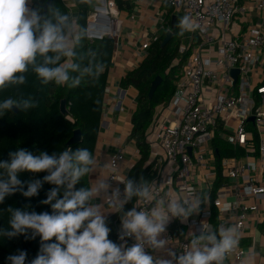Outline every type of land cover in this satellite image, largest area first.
Listing matches in <instances>:
<instances>
[{"label": "built area", "instance_id": "1", "mask_svg": "<svg viewBox=\"0 0 264 264\" xmlns=\"http://www.w3.org/2000/svg\"><path fill=\"white\" fill-rule=\"evenodd\" d=\"M160 1H167L180 18L188 16L195 28L185 31L180 45V54L189 55L179 73L176 91L170 101L157 107L147 132L154 172L151 183L156 184L157 199L198 196L202 203L187 220L170 218L165 232L158 237L166 241L164 246L154 249L145 244V251L152 253L154 260L173 259L171 253L183 254L191 239L201 234L203 226L205 230H217L231 225L237 228L240 242L224 264H243L247 250L241 237L250 215H258L264 201V177L250 173L249 164L242 157H224L218 165L214 140L219 137L246 151H257L262 159L259 175L264 174V25L238 29L237 19L246 22L243 19L249 10L243 0ZM64 2L76 21L75 3ZM252 4L264 13V0ZM29 7H33V0H29ZM89 7L88 42L92 44L106 37L118 41L124 22L115 0H91ZM158 39L159 35L145 39L139 50L147 51ZM233 70H238L236 79ZM250 123L259 135L257 147L253 146ZM125 158L121 148L113 153L106 176L111 194L119 188L121 199L125 186L122 181L126 180L121 164ZM219 173L224 183L213 195ZM248 199L253 202L248 203ZM154 205L155 201L149 204L139 201L135 207L137 211L150 210ZM115 226L120 235L121 219L115 221ZM119 241L125 247L136 243L134 236Z\"/></svg>", "mask_w": 264, "mask_h": 264}, {"label": "clouds", "instance_id": "2", "mask_svg": "<svg viewBox=\"0 0 264 264\" xmlns=\"http://www.w3.org/2000/svg\"><path fill=\"white\" fill-rule=\"evenodd\" d=\"M90 3L91 0H81ZM181 35L195 25L188 16L180 19ZM89 38V31L67 13L49 4L45 14L41 8L29 7V0H0V90L21 86L26 82V73L31 69L42 85L79 87L84 79H98L104 71L98 62L97 53L87 50L78 54L81 42ZM87 61L84 63V61ZM37 107L32 98L0 101V116L12 111H28ZM9 161H0V203L6 196L17 192L31 198L38 195L43 183L55 185L46 194L41 204L50 205L52 212L25 211L9 208L11 230L0 229V236L13 238L24 235L26 239L40 237L37 256L30 264H224L240 242L235 227H220L217 230L203 229L199 236L191 239L183 254L173 259H155L145 251V244L154 249L164 246L166 241L158 239L165 232L170 218L187 220L197 212L202 199L169 197L157 199L155 182L131 179L122 181L125 185L123 198L120 189L112 190L107 198L110 207L123 212L124 205L137 198L149 204L150 210L137 211L136 207L123 212L119 239L134 236L136 243L131 247L117 244L109 239L111 229L99 206L91 203L101 192H107L109 185L103 180L97 185L73 190L80 180L95 172L96 158L86 148L53 153L32 152L20 148L9 153ZM22 172H46L43 179L27 183V189L19 178ZM63 191V197L58 198ZM30 231V235H29ZM55 238V242L52 241ZM27 251L17 250L6 257L7 264H26ZM249 255L243 264H252Z\"/></svg>", "mask_w": 264, "mask_h": 264}, {"label": "trees", "instance_id": "3", "mask_svg": "<svg viewBox=\"0 0 264 264\" xmlns=\"http://www.w3.org/2000/svg\"><path fill=\"white\" fill-rule=\"evenodd\" d=\"M48 0H33L32 8H41L46 14L44 5ZM76 4L74 11L77 26L86 27L89 3H82L81 0H73ZM118 9L127 13H133L136 9V0H115ZM168 7L164 27L159 39L151 44L141 64L128 71L122 78L120 85L127 89L134 87L138 94L136 96V109L132 114V131L129 140L135 142L139 153V160L130 168L126 179L134 180L139 183L141 180L151 183L154 178V172L151 160V147L147 141V132L153 124L154 115L157 107L170 101L176 91V82L185 64L188 53L180 54V45L182 43L185 31L181 35L179 27L180 16L172 27L174 14L173 8L167 1L163 2ZM52 6L58 8L62 13L70 15V10L64 0H53ZM168 30L172 31L171 40L163 46V40ZM94 50L97 53V61L102 62L104 71L98 79H84L79 87H70L69 85L56 86L54 83L42 85L38 77L31 71L25 74L26 82L21 86L8 87L0 90V101L12 97L14 99H24L32 97L37 102V107L28 111L13 109L7 114L0 116V161H9V153L24 148L34 155L46 152L49 155L59 154L68 148L74 152L79 148H86L95 153L96 143L100 131L104 108V96L108 85L109 71L114 65V53L116 49V40L104 38L101 41L90 44L87 39L83 40L77 48V52L83 55L87 50ZM87 61L85 60L84 63ZM162 78L153 97H149V91L156 77ZM62 100H66L67 112L61 111ZM81 130L82 139L76 144L68 145V141L74 135L76 130ZM250 130L253 133V146L259 144V135L257 130L250 123ZM214 146L218 151L217 164L224 157H242L246 155V150L229 144L223 139L216 137ZM3 170H0L2 172ZM46 172L32 173L22 172L19 178L27 189V183L36 179H43ZM224 183V178L219 173L215 184L214 193ZM55 185L43 183L39 193L35 197L27 198L17 192L5 197L3 203H0V229L11 230L9 220L11 214L9 208H16L25 211H36L37 213L49 212L52 209L50 205L41 204L40 201L46 199V194ZM91 187L90 175L83 177L78 182L75 190ZM125 187V186H124ZM63 197V191L58 198ZM137 203V198L133 197L129 201L123 212H126ZM123 212H116L106 220L107 226L111 229L109 239L119 244V235L115 226V221H119ZM217 211L214 209V222L217 224ZM30 235V231H29ZM55 242V238L52 241ZM41 240L37 236L35 239H26L24 235L13 238L0 236V264H7L6 257L15 254L17 250L27 251L26 264H30L40 249Z\"/></svg>", "mask_w": 264, "mask_h": 264}, {"label": "crops", "instance_id": "4", "mask_svg": "<svg viewBox=\"0 0 264 264\" xmlns=\"http://www.w3.org/2000/svg\"><path fill=\"white\" fill-rule=\"evenodd\" d=\"M73 5V0H70ZM256 0H243V3L249 7L247 10L246 22L237 19L238 29L244 31L249 25L261 23L264 25V13L252 4ZM76 4L73 10L76 11ZM168 7L160 0H136V9L133 13L121 12L123 19L122 35L116 41L114 53V65L109 71L108 85L104 96V108L100 131L96 143L94 157L97 164L95 172L90 174L91 187L97 185L100 181L106 182L108 164L110 157L120 148L126 154L125 161L121 164L124 175L127 176L130 168L139 160L140 156L135 142L129 140L132 131V114L136 109V96L138 91L134 87L124 89L120 82L126 73L138 67L146 56L147 51H140L141 43L154 35L162 32V22L165 21ZM242 159L249 164L250 173L258 177L259 169L262 165V159L255 150H247ZM242 181V178L238 179ZM222 190V193H226ZM111 196V191L101 192L99 196L93 198L91 203L99 206L104 213L106 220L114 215L116 208L110 207L107 198ZM252 203V199L247 200ZM231 227V225L227 226ZM241 244L247 250L246 258L253 256L252 264H264V201L260 204V211L257 214L252 213L247 223L245 232L241 237ZM245 258V259H246Z\"/></svg>", "mask_w": 264, "mask_h": 264}, {"label": "water", "instance_id": "5", "mask_svg": "<svg viewBox=\"0 0 264 264\" xmlns=\"http://www.w3.org/2000/svg\"><path fill=\"white\" fill-rule=\"evenodd\" d=\"M53 2V0H48L45 5H44V8H45V11L47 10V6L49 4H51ZM177 15L173 16V19H172V27L174 26L176 20H177ZM172 38V31L171 30H168L167 32V35L166 37L164 38L163 40V46H165ZM237 75H238V70H233V76L234 78L236 79L237 78ZM162 81V78L160 76L156 77V79L153 81L152 85H151V88H150V91H149V97L152 98L154 93L156 92L159 84L161 83ZM60 108H61V111L63 113H66L67 112V108H66V100H62L61 102V105H60ZM15 109V108H13ZM17 110V109H16ZM250 120H254L253 117L250 118ZM82 139V132L81 130H76L74 132V135L71 137V139L68 141V145H73V144H76L78 143L79 141H81ZM218 152V151H217Z\"/></svg>", "mask_w": 264, "mask_h": 264}, {"label": "rangeland", "instance_id": "6", "mask_svg": "<svg viewBox=\"0 0 264 264\" xmlns=\"http://www.w3.org/2000/svg\"><path fill=\"white\" fill-rule=\"evenodd\" d=\"M262 252L264 253V249L262 250ZM150 255H152V253H150Z\"/></svg>", "mask_w": 264, "mask_h": 264}]
</instances>
